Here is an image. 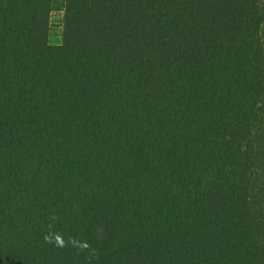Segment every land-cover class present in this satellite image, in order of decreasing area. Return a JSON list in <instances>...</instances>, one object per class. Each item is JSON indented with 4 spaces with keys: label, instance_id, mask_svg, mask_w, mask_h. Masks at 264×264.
I'll use <instances>...</instances> for the list:
<instances>
[{
    "label": "trees",
    "instance_id": "16d2710c",
    "mask_svg": "<svg viewBox=\"0 0 264 264\" xmlns=\"http://www.w3.org/2000/svg\"><path fill=\"white\" fill-rule=\"evenodd\" d=\"M0 0V264H264V0Z\"/></svg>",
    "mask_w": 264,
    "mask_h": 264
},
{
    "label": "rangeland",
    "instance_id": "374dc122",
    "mask_svg": "<svg viewBox=\"0 0 264 264\" xmlns=\"http://www.w3.org/2000/svg\"><path fill=\"white\" fill-rule=\"evenodd\" d=\"M66 16V0H51L50 26L48 44L57 46L63 44Z\"/></svg>",
    "mask_w": 264,
    "mask_h": 264
},
{
    "label": "built area",
    "instance_id": "2783aa9c",
    "mask_svg": "<svg viewBox=\"0 0 264 264\" xmlns=\"http://www.w3.org/2000/svg\"><path fill=\"white\" fill-rule=\"evenodd\" d=\"M61 1V0H60ZM63 3H65V0H63Z\"/></svg>",
    "mask_w": 264,
    "mask_h": 264
}]
</instances>
